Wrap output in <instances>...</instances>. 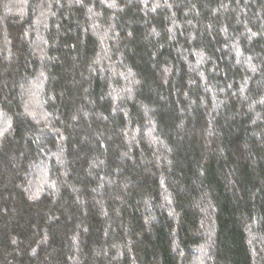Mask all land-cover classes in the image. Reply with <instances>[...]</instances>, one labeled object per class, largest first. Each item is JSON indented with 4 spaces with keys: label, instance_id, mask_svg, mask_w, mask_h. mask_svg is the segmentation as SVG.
Instances as JSON below:
<instances>
[{
    "label": "trees",
    "instance_id": "16d2710c",
    "mask_svg": "<svg viewBox=\"0 0 264 264\" xmlns=\"http://www.w3.org/2000/svg\"><path fill=\"white\" fill-rule=\"evenodd\" d=\"M0 264H264V0H0Z\"/></svg>",
    "mask_w": 264,
    "mask_h": 264
}]
</instances>
